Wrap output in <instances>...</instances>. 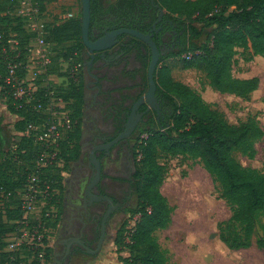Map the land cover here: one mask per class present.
<instances>
[{
	"label": "trees",
	"instance_id": "1",
	"mask_svg": "<svg viewBox=\"0 0 264 264\" xmlns=\"http://www.w3.org/2000/svg\"><path fill=\"white\" fill-rule=\"evenodd\" d=\"M53 1L56 0H32V4L43 10L46 3ZM103 1L90 0V36L95 29L100 30L101 35L105 28L113 30L122 27L149 33L153 26H161L162 30H174L179 34L181 46L178 52L161 56L154 73L164 119L160 117L156 121L157 128L149 124L148 128L141 129L134 146V157L138 164L135 172L138 201L132 213H138L139 219L129 237L130 256L120 258L122 264H166L164 251L153 235L155 229L165 228L170 221L171 207L158 189L162 175L157 159L164 155L193 157L201 161L219 182L221 197L227 201L232 212L227 221L218 224L220 240L231 249L249 247L256 227L255 215L264 210V174L256 175L242 169L233 158L231 149L249 137L258 138L262 132L250 123L230 125L225 122L199 95L172 78L164 59L190 53L189 59L183 57L185 65L205 72L212 87L220 92L246 95L254 89L256 79H233L230 62L235 47L250 48L254 54L264 56V0H112L106 4ZM16 5L14 0H0V13H3V16L0 15V99L4 100L10 113L19 117L13 129L22 131L26 122L34 120L35 115L30 110L16 108L11 86L5 80L6 66L9 61L25 59L35 33L24 30L27 37L21 38L12 30L2 28L1 22H9V18L15 15L13 10ZM159 8L164 11L161 20L157 16ZM47 28L44 29L45 38L53 44L54 51L59 42L81 34V21L72 19ZM46 30H50L49 36ZM125 37L127 43L122 49L127 55L134 49L137 51L146 81L149 54L143 55L142 48L147 49V46L138 38L121 36ZM152 38L156 40V35L153 34ZM9 39L16 41L15 51L8 43ZM80 45L60 54L64 57L63 61L68 63L67 70L71 69L72 51H79ZM60 55L55 56L54 53L53 60ZM49 72H55V69L51 68ZM22 74V71H18L19 76ZM81 95L79 85L74 82H70L63 93L68 104L71 99L74 100L71 103H80ZM29 144L25 138H21L18 141L19 150L30 148ZM8 146L9 142L0 138V264H39L35 260L27 263L19 258L18 253L11 257L10 253L4 251V238L15 227L12 221L22 213L16 193V189L21 187V178L16 175ZM29 154L20 156L30 160ZM64 160L66 164L68 157L64 156ZM51 179L57 180L51 185L61 190L60 171L53 172ZM123 233L124 228L121 227L114 240L117 250L125 240ZM255 244L264 249V236ZM45 251L48 255L50 247Z\"/></svg>",
	"mask_w": 264,
	"mask_h": 264
},
{
	"label": "rangeland",
	"instance_id": "2",
	"mask_svg": "<svg viewBox=\"0 0 264 264\" xmlns=\"http://www.w3.org/2000/svg\"><path fill=\"white\" fill-rule=\"evenodd\" d=\"M112 0H104L106 4ZM34 3V2H33ZM34 10L29 14L21 16L16 5L14 16L9 18V22H1L2 28H7L18 34L21 38H26V33L32 28L43 25L46 29L49 25L62 24L68 20L77 19L81 21V1L80 0H56L45 4L43 10L33 4ZM3 16V13H0ZM19 17V19L17 18ZM48 29V28H47ZM47 31V36L50 30ZM203 36H201V39ZM200 39V40H201ZM82 44V45H80ZM79 46V51H72L71 68L78 67V81L84 78L86 68L83 60H87L86 47L82 42L81 34L77 33L67 41L59 42L54 47L55 56L65 54L68 50ZM184 57V56H183ZM180 57L168 56L164 60L170 68L171 76L174 80L183 83L214 111L218 112L223 120L230 125H241L250 123L255 125L262 134L258 137H249L241 145L233 147L231 154L242 169L252 171L253 174H264V56L254 54L250 48L235 47L234 54L230 62L231 77L235 80L256 79L253 90L242 96L232 92H220L210 85L205 72L195 66H187ZM64 57L60 55L53 60L51 68L59 73L60 63ZM62 60V61H60ZM64 63H68L64 61ZM136 66L137 62H132ZM83 90V88H81ZM89 103L90 100L87 99ZM4 100L0 99V134L3 133V141L12 143L14 140L13 124L16 117L7 109ZM85 101L81 98L80 103H71L68 108L77 121V125L63 141V154L68 157L64 169L60 174L62 189L58 201L60 210L56 211V222L52 228L49 238L50 252H40L30 256L26 253H19L18 256L25 262L32 260L39 264H53V252L60 250L58 239L66 236V220L62 218V202L64 189L69 178L71 165L82 156L85 161L88 149H83L81 144L91 134H95L98 129L100 133L112 136L120 125V120L115 118L117 124L110 125L113 120L111 116H103V112L98 106H92L84 111ZM70 106V107H69ZM109 113L108 108L105 112ZM85 112V113H84ZM153 115V114H152ZM153 121L140 126V129L148 128L149 124L157 128L155 116ZM148 121V119H147ZM136 131L130 139V146L133 147L139 136ZM145 136V135H142ZM124 149L123 146H121ZM63 156V157H64ZM122 159L125 155H121ZM137 159L134 163L122 164L127 171L128 188L131 191L132 199L128 203L129 209L125 213L114 216L108 228L107 237L96 255L79 253L81 258H89L88 264H122L120 258H127L130 255L129 244L130 234L133 231L135 222L139 219L138 213H132L137 208V179L135 172L138 168ZM106 168L115 166L113 159L105 161ZM161 169L162 182L159 186L160 193L166 198L171 207L170 221L165 228H157L153 235L156 237L159 247L164 251L166 264H264V249L258 248L255 242L264 236V210H260L255 215L256 227L252 244L247 248L231 249L219 238L218 224L227 221L232 212L227 201L221 197L219 182L204 168L199 159L193 157L164 155L157 159ZM125 173V172H124ZM59 204V203H58ZM63 221V222H62ZM63 229L60 231V225ZM124 228V242L118 247L114 245L115 230ZM97 236L95 237V240ZM95 245V241H92ZM23 261V262H24ZM64 264H75L73 256L68 257Z\"/></svg>",
	"mask_w": 264,
	"mask_h": 264
},
{
	"label": "flooded vegetation",
	"instance_id": "3",
	"mask_svg": "<svg viewBox=\"0 0 264 264\" xmlns=\"http://www.w3.org/2000/svg\"><path fill=\"white\" fill-rule=\"evenodd\" d=\"M157 16L158 20L164 18V11L161 8L158 9ZM107 30L108 28H105L103 34ZM149 33H151L152 36L153 34L156 35V40L152 39L159 46L161 51L160 58L161 56H166L180 50L179 34L174 30H162L161 26L157 28L153 26ZM102 35L100 34V30L95 29L91 33L90 39L94 40ZM120 41L122 45H115L113 48L107 50L104 56H102L101 52L95 54V58L90 66V72L86 70L82 80L83 87L81 86V88H83V90H81V98L85 101L84 111L86 112V110L92 106H98L103 112L102 117L110 115L111 118H113L114 121L110 123L112 127H114L115 123L117 124L115 118L120 120V125L112 136L102 134L96 129L95 134L92 133L91 136L81 144L83 149H88L84 151L87 153L85 161L82 159V156L80 157L79 155V158L74 162L75 164L71 165V170L68 173V180H70V183H68L63 190L64 197L61 206L63 212L62 218L64 217L66 220V236L62 239H58L60 250L53 252V258L54 254H57V259H62L63 263L68 257L78 255L79 253L84 252L85 255H88L83 244L91 249H95L103 234L102 246L107 237L111 220L115 215L127 212L129 209L128 203L132 199L131 191L128 188L127 168L129 167V163L132 164L135 162V145L131 147L128 139L140 129L141 125L150 123V121L153 120L152 116H155V121L160 117L164 119L161 100L157 96V93H155L157 97V109H150L145 112L136 129L128 138L120 140L111 147L106 148V144L113 140L123 130L133 104L148 88L147 73L146 81L143 83L140 92L136 90L137 81L136 83L128 84V82L136 80L137 77L130 78L129 76L133 71L131 72L126 69L122 70V68H125L128 64L127 59L129 57H127L128 55L124 53L122 49L127 43L126 37H120ZM142 49L149 54L150 60V50H147L149 49L148 46L147 49ZM121 52L123 53L122 55H120ZM85 55L87 56V60L84 59L83 62L86 68L87 63L90 61L87 48ZM113 68H117V71L121 69L123 71L122 73H124V77L121 76L122 74H120V72L119 74L117 73V77L120 78L122 84L121 89H118V87L112 88L113 85H117V82H112L111 80V78H113V73L116 72ZM125 74L128 76L126 77ZM124 84L127 85L126 87L128 88H124ZM118 85L120 87L119 83ZM132 90H134V92ZM128 91L129 93H127ZM131 91L133 93V98L128 99V94L130 95ZM87 99L90 100L89 103ZM106 108H108L109 113H107V111L105 112ZM146 108L147 105L143 104L136 112L142 113ZM76 125L77 121L73 119V128H75ZM121 146H123L124 149H122ZM92 153H94L95 158L99 162V170L92 159ZM123 154L125 155L124 159L121 157ZM111 159L117 163H115L112 169H107L105 161ZM122 161L128 165L127 168L123 166ZM57 210H60V202ZM63 226V224L60 225V231H62L61 229H63ZM120 228L119 226V228L115 230L114 240ZM96 236L97 239L95 240ZM93 240L95 241V245L92 243ZM98 251L93 255H96Z\"/></svg>",
	"mask_w": 264,
	"mask_h": 264
},
{
	"label": "built area",
	"instance_id": "4",
	"mask_svg": "<svg viewBox=\"0 0 264 264\" xmlns=\"http://www.w3.org/2000/svg\"><path fill=\"white\" fill-rule=\"evenodd\" d=\"M14 1L21 16L34 10L32 0ZM31 31L35 38L25 59L9 61L6 66L5 80L11 86L16 108L30 110L35 115L34 120L26 122L22 131L14 133V140L8 148L16 175L21 178V187L16 189V193L22 212L18 219L12 221L14 230L4 238V251L11 257L21 252L34 256L46 252L49 247L61 192L58 186L51 185L57 182L51 179V174L57 170L62 173L65 165L63 141L73 130V119L63 93L70 82L78 81V67L75 65L67 70L64 61L60 63L59 73L49 72L53 63V44L46 41L43 25ZM8 43L15 51L16 41L9 39ZM17 57L18 54L15 55ZM184 57L189 59L191 54H184ZM18 71L23 72L22 76ZM55 74L61 75L62 82L52 79ZM21 138L30 143V148L19 150ZM25 153H30V160L20 156Z\"/></svg>",
	"mask_w": 264,
	"mask_h": 264
},
{
	"label": "water",
	"instance_id": "5",
	"mask_svg": "<svg viewBox=\"0 0 264 264\" xmlns=\"http://www.w3.org/2000/svg\"><path fill=\"white\" fill-rule=\"evenodd\" d=\"M81 1V38L82 42L87 48V51L90 55V61L87 63L86 70L90 72V66L95 58V54L101 52L102 56L105 55V52L115 45H122L120 41V37L122 35H128L135 38H138L143 43H145L149 50H150V60L147 67V81H148V88L144 94H142L138 100L133 104L130 114L127 116V120L124 124L123 130L110 142L106 144V148L111 147L115 143L120 140L128 138L133 131L136 129L137 125L141 121L143 114L150 109H157V97L156 93V82L154 78L155 69L159 62V58L161 55V51L157 43L152 39L151 33H142L136 29L131 28H117L113 30H107L102 36L97 37L94 40L90 39L89 30H90V19H91V8H90V0H80ZM123 53L121 52L120 55ZM143 104L147 105V108L144 112L139 113L136 112L139 107ZM92 159L99 170V162L95 158L94 153H92ZM111 202V200H110ZM103 241V234L99 239L98 245L95 249H91L88 246L83 244V247L88 254H95L101 247ZM56 256V264H63L62 259H57Z\"/></svg>",
	"mask_w": 264,
	"mask_h": 264
},
{
	"label": "crops",
	"instance_id": "6",
	"mask_svg": "<svg viewBox=\"0 0 264 264\" xmlns=\"http://www.w3.org/2000/svg\"><path fill=\"white\" fill-rule=\"evenodd\" d=\"M147 52L144 50V49H142V54L143 55H145ZM127 57H129L128 59H127V61H128V64L126 65V67L125 68H122V70H124V69H126V70H129V71H133L132 72V74L129 76L130 78H134V77H137L136 78V80H134V81H131V82H128V84L130 85V84H132V83H136V81H137V85H136V90H137V92H140L141 91V89H142V86H143V83L145 82L144 81V71H143V68H142V63H141V61L137 58V51L134 49V50H132L129 54H128V56ZM132 62H137V65L136 66H132L131 65V63ZM114 69V71H116V72H114L113 73V78H111V80H112V82H117V85L115 84V85H113L112 86V88H114V87H118V89H121V81H120V78L119 77H117V73L119 74V72H120V74H122L121 76H123V74L124 73H122L123 71L121 70H118L117 71V68H113ZM115 74V75H114ZM126 75V74H125ZM128 75H126V77H127ZM124 77V76H123ZM129 78V79H130ZM52 79L55 81V82H62V77H61V75H59V74H55L54 76H52ZM119 81V82H118ZM129 81V80H128ZM118 83L120 84V87H119V85H118ZM77 85H79V87H80V90H81V82L79 83H77ZM125 85V84H124ZM127 85H125V87L124 88H128V87H126ZM133 92H134V90H132ZM132 91L130 92V95L128 94V99H132L133 97H132ZM127 93H129V91L127 92ZM71 102L72 101H74L73 99H71L70 100ZM5 104V103H4ZM6 107V106H5ZM6 109H7V107H6ZM12 114V113H11ZM12 115H14L15 117H16V120L14 121V123L19 119V117L16 115V114H12ZM16 131L14 130L13 131V133H15ZM0 138L1 139H3V133H1L0 134ZM9 147V146H8ZM67 185H68V183H70V180H67V182H65ZM73 258H74V260H75V264H88L90 261H89V258H85L84 256L81 258V255L80 254H78V255H74L73 256ZM53 260V264H56V256H54V258L52 259ZM63 262V261H62ZM64 264V263H63ZM108 264H111L110 262H108Z\"/></svg>",
	"mask_w": 264,
	"mask_h": 264
}]
</instances>
